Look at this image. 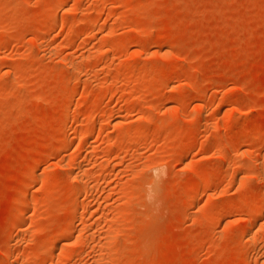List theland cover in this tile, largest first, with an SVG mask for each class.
Wrapping results in <instances>:
<instances>
[{
  "label": "rangeland",
  "instance_id": "obj_1",
  "mask_svg": "<svg viewBox=\"0 0 264 264\" xmlns=\"http://www.w3.org/2000/svg\"><path fill=\"white\" fill-rule=\"evenodd\" d=\"M0 264H264V0H0Z\"/></svg>",
  "mask_w": 264,
  "mask_h": 264
},
{
  "label": "bare ground",
  "instance_id": "obj_2",
  "mask_svg": "<svg viewBox=\"0 0 264 264\" xmlns=\"http://www.w3.org/2000/svg\"><path fill=\"white\" fill-rule=\"evenodd\" d=\"M59 3H61V2H59ZM57 4H58V3H57ZM11 6H12V5H11ZM14 10H15V8H14ZM13 12H14V11H13ZM70 63H71V62H70ZM69 140H70V139H69ZM67 141H68V140H67ZM67 141H66V139H64V138H60V139L58 140V143L62 145V143L67 142ZM68 144H69V143H68ZM63 145H64V144H63ZM59 146H60V145H59ZM41 155H42V154H41ZM37 158H38V160L36 159V162L39 161V159H40L39 157H37ZM40 160H41V159H40ZM37 163H38V162H37ZM34 164H35V163H34ZM160 164H161V163H160ZM162 170H163V169H162ZM80 187H81V186H80ZM79 196H80V195H79ZM79 196H77L78 199H76V200H77L76 203H78V201H80V200H79ZM195 197H196V196H195ZM193 198H194V197H193ZM82 200H83V199H82ZM192 200H193V199H192ZM194 200H195V198H194ZM187 201H188V200H187ZM82 202H83V201H82ZM189 202H190V201H189ZM187 203H188V202H187ZM79 204H80V202H79ZM188 204H189V203H188ZM23 207H24V206H23ZM23 207H22V208H23ZM56 244H57V243H56ZM55 248H56V247H55ZM51 255H52V254H51Z\"/></svg>",
  "mask_w": 264,
  "mask_h": 264
}]
</instances>
